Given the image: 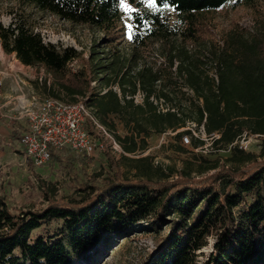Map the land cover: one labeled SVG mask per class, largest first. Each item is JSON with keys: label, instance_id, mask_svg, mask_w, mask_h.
I'll list each match as a JSON object with an SVG mask.
<instances>
[{"label": "trees", "instance_id": "16d2710c", "mask_svg": "<svg viewBox=\"0 0 264 264\" xmlns=\"http://www.w3.org/2000/svg\"><path fill=\"white\" fill-rule=\"evenodd\" d=\"M28 1L63 20L104 32L115 27L124 1L134 6L132 39L138 46L131 57L116 45L111 56H104L98 44L85 57L73 46L46 42L24 20L10 26L0 23L4 50L47 73L36 80L46 98H86L114 131L111 117L124 120L131 134L116 135L126 152L145 149L152 133L177 130L188 121L204 125L208 134L218 132L215 146L227 147L248 133L260 137L262 147L260 153L235 147L223 161L204 159L196 168L189 161L169 172L151 155L124 154L128 170L113 158V172L89 175L85 165L82 179L78 173L73 176L78 196L55 199L47 194L57 189L48 185V205L19 212L11 211L0 195V264H101L115 248L116 237L127 236L146 221L153 231L166 232L142 264H264V21L253 30L230 31L222 43L208 42L207 37L218 9L264 0H154L155 11L147 10L144 0ZM166 7L175 11L177 27L165 18ZM150 43L162 47L171 70L166 79L163 67L138 61L139 47ZM79 60L83 66L72 69L70 64ZM183 87L193 96L186 99ZM138 93L141 102L135 101ZM22 129L16 120L13 135L21 138ZM188 133L180 131L177 138ZM192 140L194 147L205 143ZM73 159L69 157L67 165L79 168ZM51 160L63 159L53 151ZM53 219L62 221L54 232L44 227ZM37 229L42 232L34 233ZM211 238V251L199 253Z\"/></svg>", "mask_w": 264, "mask_h": 264}, {"label": "rangeland", "instance_id": "374dc122", "mask_svg": "<svg viewBox=\"0 0 264 264\" xmlns=\"http://www.w3.org/2000/svg\"><path fill=\"white\" fill-rule=\"evenodd\" d=\"M145 8L149 11L157 10L154 0H144ZM123 13L117 19L115 27L109 32L101 31L99 28L90 25H81L61 19L57 15L42 10L28 0H0V23L4 26H10L12 23L24 20L28 25L39 32L46 42L66 47L73 46L82 51L85 57L90 55L94 44H98L97 49L104 51L102 55L111 56L112 45H116L121 53L131 57L134 48L137 47L133 41L134 25L131 17V11L134 6L128 1L122 4ZM164 16L172 27H177V16L172 8L164 9ZM264 21V2L260 1L252 6L240 5L236 8L232 4H227L218 9L210 22V32L208 33V42L215 41L222 43L227 34L234 29L249 28L255 29ZM106 37H114L113 41L105 40ZM209 44V43H208ZM191 49H197L190 45ZM206 47H202L205 49ZM162 47L158 43H150L145 47H139V53L142 57L138 60L140 64H148L155 68L163 67L165 77L168 75L169 66L165 61V56L161 53ZM83 66V61H73L70 64L72 69ZM212 72V71H211ZM45 70L37 67L24 65L15 53H7L4 50L0 40V195L7 198L9 207L13 212H19L22 209H34L46 206L49 203L48 196L55 199L60 197H76L77 186L73 176L77 173L78 178H83L81 169L86 165L89 175L103 171L104 173L113 172V158L118 167L128 170L129 166L123 160L122 156H116L110 152H100L96 155L85 157L83 152L65 150L57 152L63 160L50 161L43 166L30 164L21 144V138L13 135L15 121L22 115L28 106H36L44 99L46 95L41 87L36 85V80L45 76ZM183 84L181 80L178 82ZM92 85H97L96 81ZM187 97H192L193 93L187 87L182 88ZM142 93L135 96L136 102H141ZM166 108V105H162ZM111 120L115 124V132L122 137L131 134L124 120L117 115H113ZM19 121H25L19 120ZM22 124V123H21ZM25 124L22 128L25 129ZM187 126V125H186ZM23 129V130H24ZM186 130L185 127L177 130H168L164 133H152L146 139L145 149H139L136 152H128L129 157H139L142 155H151L156 165L162 166L169 172L170 168L182 169L187 166L189 161L194 162L193 167H197L204 159L225 160L230 157L232 152L228 147L215 146L211 152H198L191 144H184L177 138V133ZM23 133V131H20ZM139 145L142 144L141 138L137 137ZM211 139L208 138L207 143ZM181 146L183 149H179ZM262 139L253 136L251 145L247 151L260 153ZM210 148V147H209ZM74 156L77 169L67 165V159ZM116 166V165H115ZM76 173V174H75ZM45 183V184H43ZM48 185L56 187V193L50 192ZM48 190V196L45 195ZM48 230L54 232L62 227V221L53 219L44 224ZM42 232L37 229L34 233ZM165 229L161 232H155L150 228L149 222H142L130 230L127 236L116 237V246L111 250L101 264H142L143 261L156 250L158 242L165 234ZM213 238L207 247L200 250L204 254L211 251ZM204 256H201L203 258Z\"/></svg>", "mask_w": 264, "mask_h": 264}, {"label": "built area", "instance_id": "2783aa9c", "mask_svg": "<svg viewBox=\"0 0 264 264\" xmlns=\"http://www.w3.org/2000/svg\"><path fill=\"white\" fill-rule=\"evenodd\" d=\"M1 88V83H0ZM25 120L26 129L21 135V144L26 156L36 166H43L52 159L53 151L74 150L88 155L110 152L116 156L130 154L116 132L104 124L92 111L86 98L76 102L56 98H46L36 106H28L19 117ZM89 124L93 127L90 130ZM186 130L191 133L181 138L184 144H191L193 138L204 140L195 147L198 152H211L218 132L208 134L204 125L188 121ZM211 139L210 143L207 140ZM253 135L243 133L227 147L247 150ZM210 147V148H209Z\"/></svg>", "mask_w": 264, "mask_h": 264}, {"label": "crops", "instance_id": "0c3cea01", "mask_svg": "<svg viewBox=\"0 0 264 264\" xmlns=\"http://www.w3.org/2000/svg\"><path fill=\"white\" fill-rule=\"evenodd\" d=\"M18 119H19V120H23L22 118H19V117H18ZM19 120H18V121H19ZM19 122L22 123V124H25V121H19ZM25 126H26V125H25ZM23 129H24V128H23ZM23 129H22V131H24V130L26 129V127H25L24 130H23Z\"/></svg>", "mask_w": 264, "mask_h": 264}]
</instances>
